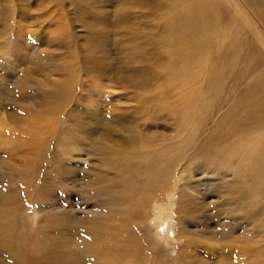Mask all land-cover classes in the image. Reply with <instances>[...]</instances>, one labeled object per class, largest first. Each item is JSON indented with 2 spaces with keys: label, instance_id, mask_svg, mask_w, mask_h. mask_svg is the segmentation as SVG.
Here are the masks:
<instances>
[{
  "label": "bare ground",
  "instance_id": "6f19581e",
  "mask_svg": "<svg viewBox=\"0 0 264 264\" xmlns=\"http://www.w3.org/2000/svg\"><path fill=\"white\" fill-rule=\"evenodd\" d=\"M146 16L157 20L150 40L154 50L142 66L148 74H142L137 83L159 84L166 89L172 108L165 110L157 104L154 113L162 117L166 113L169 120H138L133 129L130 120L102 125L94 122L93 126L76 120L55 145L46 147L78 156L82 148L78 145L79 132L91 128L118 135L121 144H100L110 151V157L94 161L113 175L105 178L103 174L104 185L92 190L89 198L96 209L88 214L104 217L107 211L119 218V223L91 224L83 234L77 231L79 239L74 241L71 233L65 237L63 231L64 223L71 222L72 211L47 204L53 211L43 217V222L51 221L60 228L53 232L46 225L35 233L34 249L21 256L13 244L22 248L25 238L17 217L22 210L13 203V207L0 210V264H51L52 251L69 249L76 243L75 250L86 255L85 262L79 257L71 264H92L95 260L165 264L149 239L139 235L149 208L160 225L158 231L160 227L167 230L168 207L174 209L181 236L186 234L185 225L207 224L203 221L208 219L200 220L205 211H211L210 220L218 218L215 225L223 215L241 229L243 223L257 226V219L264 218V0H148ZM114 76L119 84L129 81ZM230 99L234 104L226 107ZM198 111H203L204 117L198 116ZM139 125L148 135L142 134ZM46 171L45 164L34 167L24 178L25 186L34 192L29 194L40 205L45 200L40 193L43 187L65 194L68 189L59 165ZM198 174L204 179H196ZM202 181L209 185L203 186L204 191L198 188H203ZM169 190L175 191V201L172 194L166 196ZM15 191L9 187L6 194H18ZM14 199L8 196L9 202ZM64 199L69 204L66 195ZM215 199L221 200L218 207L213 205ZM60 213L65 218L62 222ZM178 251L180 263L186 264V254ZM37 253L41 257H35Z\"/></svg>",
  "mask_w": 264,
  "mask_h": 264
},
{
  "label": "rangeland",
  "instance_id": "374dc122",
  "mask_svg": "<svg viewBox=\"0 0 264 264\" xmlns=\"http://www.w3.org/2000/svg\"><path fill=\"white\" fill-rule=\"evenodd\" d=\"M147 1L0 0V210L14 204L21 207L17 217L25 238L21 240L22 248L13 244L21 256L34 249L35 233L46 225L53 232L60 228L51 221L43 222V217L53 211L47 204L72 211L71 222L64 223L63 231L65 237L71 233L74 241L79 239L77 233L83 234L84 228L91 224L119 223V218L107 211L104 217L88 214L96 209L89 198L92 190L104 185L103 174L105 178L113 175L94 161L110 157V151L100 144L107 141L121 144L118 135L91 128L79 132L78 145L82 148L78 156L63 155L55 147H46L55 145L65 128L76 120L91 126L94 122L102 125L130 120L132 129L138 120H169L165 112L167 118L154 113L157 104L165 110L172 108L166 89L159 84L137 83L142 74H148L142 66L154 50L150 40L157 20L146 16ZM114 74L129 81L114 82L115 76L111 77ZM225 98L226 95L222 101ZM231 101L226 107L233 106ZM223 109L215 113L214 120H218ZM197 115L204 117L203 111ZM139 126L142 134L148 135ZM44 164L46 174L53 166H60L68 189L65 194L56 188L48 191L43 187L40 193L45 200L40 205L29 194L33 189L25 186L24 178L29 170ZM195 177L204 179L200 174ZM201 185L209 186L205 181ZM9 187L18 194L7 195ZM198 188L205 190L200 185ZM168 194H172V201L176 200L175 191L169 190ZM65 195L69 204L63 202ZM8 196L15 198L14 202H9ZM163 201L168 202L167 198ZM213 201L218 207L221 200ZM150 210L139 235L149 239L163 255L165 264H181L178 249L186 254V264H264V218L257 219L261 223L257 226L253 222L243 223L241 229L233 227L234 221L223 215L219 217L220 224L215 225L218 218L210 220L211 211H205L200 220L208 219L203 221L206 226L185 225L186 234L181 236L174 209L168 207L166 231L163 227L158 231L160 225L153 220ZM74 217L82 221L79 223ZM33 219L35 225L31 224ZM58 219L60 222L65 219L62 213ZM75 245L52 251L51 264H71L79 261V257L84 261L86 255L75 250ZM189 247L194 249L188 251ZM71 254L76 256L70 257ZM103 263L109 264L92 261Z\"/></svg>",
  "mask_w": 264,
  "mask_h": 264
}]
</instances>
